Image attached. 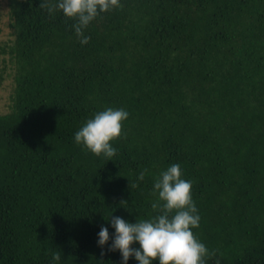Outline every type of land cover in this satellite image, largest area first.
<instances>
[{
  "label": "trees",
  "instance_id": "obj_1",
  "mask_svg": "<svg viewBox=\"0 0 264 264\" xmlns=\"http://www.w3.org/2000/svg\"><path fill=\"white\" fill-rule=\"evenodd\" d=\"M8 2L0 264H122L98 246L102 226L115 232L105 218L156 215L154 180L173 163L192 182L193 231L216 250L208 264H264V0H120L85 29L87 44L40 0ZM108 107L129 113L115 161L74 140Z\"/></svg>",
  "mask_w": 264,
  "mask_h": 264
},
{
  "label": "clouds",
  "instance_id": "obj_2",
  "mask_svg": "<svg viewBox=\"0 0 264 264\" xmlns=\"http://www.w3.org/2000/svg\"><path fill=\"white\" fill-rule=\"evenodd\" d=\"M120 0H40L39 8L49 15L57 11L68 20H75L72 25L81 44H87L90 36L85 29L101 13H108L121 8ZM129 113L123 108L108 107L94 114L75 133V143L97 157L103 156L108 161H115L117 149L112 141L121 138L123 122ZM147 169L142 171L138 180L143 181ZM130 189L139 184L130 181ZM152 195L156 199L151 207L156 215L149 219L137 218L136 222L111 215L105 218L115 229L110 236L109 229L102 226L98 232V246L108 252L119 251L122 264H128L135 258L138 264H208L216 256V250H209L195 235L193 229L199 228L200 216L192 198V182L183 178V171L178 163L171 164L155 177ZM128 201L121 200L120 206L128 209ZM112 243L109 246V241ZM138 244L139 247H133ZM106 252L102 250L101 255ZM54 261H60L59 252H53ZM215 264H220L217 259Z\"/></svg>",
  "mask_w": 264,
  "mask_h": 264
},
{
  "label": "rangeland",
  "instance_id": "obj_3",
  "mask_svg": "<svg viewBox=\"0 0 264 264\" xmlns=\"http://www.w3.org/2000/svg\"><path fill=\"white\" fill-rule=\"evenodd\" d=\"M9 0H0V9L4 11L3 19L0 20V44H3L12 36L13 29L10 27V17L6 12ZM3 5V6H2ZM2 6V7H1ZM1 53V49H0ZM3 57V55H1ZM9 59V57H7ZM9 62V61H8ZM0 61V112L6 113L9 111V105L11 104V96L15 88V70L11 63L6 66ZM4 70V71H3ZM1 77L3 80H1Z\"/></svg>",
  "mask_w": 264,
  "mask_h": 264
}]
</instances>
